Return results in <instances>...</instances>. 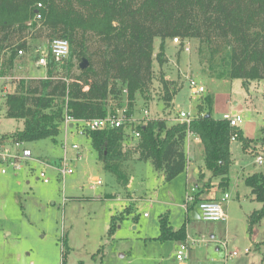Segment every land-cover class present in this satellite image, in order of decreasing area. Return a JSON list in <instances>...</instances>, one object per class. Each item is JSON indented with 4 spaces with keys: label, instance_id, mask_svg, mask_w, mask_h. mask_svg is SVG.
<instances>
[{
    "label": "rangeland",
    "instance_id": "obj_1",
    "mask_svg": "<svg viewBox=\"0 0 264 264\" xmlns=\"http://www.w3.org/2000/svg\"><path fill=\"white\" fill-rule=\"evenodd\" d=\"M32 23L39 26L36 18L29 20L27 25ZM50 41L51 38L37 32L27 39L29 49L22 55L17 54L11 64L0 58V136L22 130L23 121L6 117L4 99L7 94L14 93L20 79L46 76V68L36 64L39 57L36 50L45 52ZM160 43L159 38L154 39L153 56L158 53ZM184 45L188 52L183 51ZM164 52L168 61L163 67L154 61L149 96L144 99L137 94L130 123L128 121L125 125L126 132L132 133L136 126L147 121L145 118L168 117L165 120L168 125L182 123L181 111L197 116L196 105L205 96L212 95L215 119L222 118L223 114L239 115L243 137L264 138V80L250 81L245 85L227 75L219 76L223 70L220 55L210 53L196 40L176 45L169 39L165 42ZM210 65L212 73L208 68ZM73 72L78 73L75 68ZM162 78L168 81L170 90L179 89L170 104L163 101ZM190 80L203 86L204 93L194 94L189 86ZM126 109L123 94L113 113L124 115ZM81 126L64 127L55 141L43 139L25 143L24 147L31 152L28 161L18 170L8 167L6 174L0 173V264H63V260L65 264H178L172 248L174 241L154 239L159 235L161 215L168 216L174 229L185 225L190 237L187 251H192L191 264H206L195 260L197 249L204 247L206 240L212 254L208 259L210 264L217 263L212 259H217L218 264H264V218L251 235L247 217L260 209V203L249 195V188L242 178L264 172L262 147L253 145L263 159L258 165L255 154L243 152L240 140L231 141L233 154L228 193L232 198L226 205L227 225L193 219L183 206L187 193L192 195L194 192V197L198 195L194 186L186 187L184 175L166 183L161 172L156 171L149 161H134L129 166L127 191L137 203L135 208L127 209L133 212L125 216L124 213L128 212L123 213V208L128 202L113 197L115 190L120 192L121 187L113 174L102 168L89 136L79 132ZM135 140L125 141L135 144ZM73 145L78 146L79 157H76ZM65 159L72 174L61 176L57 168ZM198 167L211 177L204 169L201 156L190 165L194 172ZM41 172H44L47 183L40 178ZM97 180H101V186L90 188ZM204 182L202 194L210 188V183ZM105 194L108 195L106 199ZM112 217L116 225L110 235ZM210 235L214 236L213 240H209ZM223 241L228 245V252L239 254L237 259L225 261L223 248L215 252ZM246 249L249 252L245 255Z\"/></svg>",
    "mask_w": 264,
    "mask_h": 264
},
{
    "label": "trees",
    "instance_id": "obj_2",
    "mask_svg": "<svg viewBox=\"0 0 264 264\" xmlns=\"http://www.w3.org/2000/svg\"><path fill=\"white\" fill-rule=\"evenodd\" d=\"M36 14L39 26L27 25ZM37 32L51 40H67L69 56L60 65L49 58L45 77L20 79L14 93L5 96L6 117L23 121V128L1 135L0 141H55L64 128L65 116L82 124L115 115L114 106L120 105L124 94L126 120L121 127L89 130L85 124L81 126L102 168L120 184L125 185L126 178L119 164L133 156L151 162L166 183L185 172L188 133L199 139L204 167L212 178L219 179L220 187L229 182L233 134L245 152L258 157L253 145L264 149V138H245L239 127L213 117L212 95L196 105L198 115L189 124L168 125L165 120L150 119L132 133L125 127L137 94L144 99L149 96L154 61L159 67L167 63L164 46L169 39H178L179 44L196 40L210 53L217 52L223 69L219 76L227 75L245 85L264 80V0H0V58H5V63L11 64L19 50H28L27 39ZM155 38L161 43L153 56ZM83 59L88 67L81 70ZM208 68L212 73V65ZM160 81L163 101L170 104L179 89L170 90L166 79ZM132 138H136L135 144L123 152V143ZM244 184L261 205L247 217L251 234L264 218V172L247 176ZM201 194L194 197L188 211L207 201L199 198ZM115 225L112 217L110 235ZM185 238L184 224L174 230L168 216L159 217L156 240L183 243Z\"/></svg>",
    "mask_w": 264,
    "mask_h": 264
},
{
    "label": "built area",
    "instance_id": "obj_3",
    "mask_svg": "<svg viewBox=\"0 0 264 264\" xmlns=\"http://www.w3.org/2000/svg\"><path fill=\"white\" fill-rule=\"evenodd\" d=\"M38 7H40V4H38ZM37 20L40 19V16L36 14L35 17ZM174 44L178 45L180 41L178 39L172 40ZM184 51L188 52V48L184 46ZM70 52L69 43L65 39H53L50 41L47 50L45 52H41L40 50H36V53L39 54V57L37 59L36 64L39 67L46 68L48 59L51 58L53 62L57 65L62 64L64 61L67 60ZM18 55H22V51L17 52ZM189 86L192 89V92L194 94H202L204 93L205 89L203 86H198L197 83L193 80H190ZM179 118L182 122H185L187 124L190 123V121L194 118L192 113L190 112H180ZM223 120H226L229 123L230 127L238 128L242 124V118L239 115H227L224 114L222 116ZM125 117L123 114L121 115H110L104 119H94L89 122L82 123V125H86L89 130H97V129H104L107 127L111 128H119L121 127L125 122ZM75 123H81V122H75L73 121L69 116H65L63 125L65 129L68 128V124L75 125ZM81 134H83V130L80 127ZM135 137H138V132L134 133ZM237 135L233 134L231 137V141L236 140ZM23 142H14V141H0V173L6 174L7 168L10 167L12 169H20L22 166V163L25 161H28V159L31 157V152L29 149L24 147ZM74 150H79L78 146L73 145ZM41 163V162H40ZM256 163L258 165H261L263 163V159L261 156H258L256 158ZM42 164V163H41ZM44 166V164H42ZM45 166H47L45 164ZM57 171L61 176H67L72 174V170L68 168L67 160L65 159L63 164H60L57 168ZM40 178L43 179L44 183H47L48 181L45 179L44 172L40 173ZM101 180H97L92 184L90 188H96V186L101 185ZM227 196L225 195L224 199H226ZM223 199V200H224ZM194 201V196L188 195L186 197V205L185 210L188 209V205H191ZM196 210L198 212V215L200 219L204 222H219V223H226L227 222V215L225 211L223 210L222 204L220 201H214V200H207V201H201L198 202L196 205ZM225 248V244H222ZM187 247L188 245L186 242L179 243L177 252H176V259L178 261H183L186 258L187 253ZM226 249V248H225ZM248 250L246 249L244 253H247ZM237 256L236 252H232L230 254H226V257L234 258Z\"/></svg>",
    "mask_w": 264,
    "mask_h": 264
},
{
    "label": "crops",
    "instance_id": "obj_4",
    "mask_svg": "<svg viewBox=\"0 0 264 264\" xmlns=\"http://www.w3.org/2000/svg\"><path fill=\"white\" fill-rule=\"evenodd\" d=\"M167 58V57H166ZM167 61H168V59H167ZM41 78H43V77H41ZM172 103V102H171ZM181 112H183V111H181ZM224 115V114H223ZM168 118V117H167ZM167 118L165 119V118H155V119H162V120H167ZM150 119H152V118H150ZM135 120V119H134ZM144 120V119H143ZM145 120H148V118H145ZM71 128H73V125H71V124H68V128L67 129H71ZM242 132V131H241ZM127 140H129V139H127ZM134 145V143L132 144V143H130V142H128V141H125L124 143H123V152L124 151H126L127 149H131L132 148V146ZM231 147V146H230ZM257 148H258V146H257ZM74 150V149H73ZM243 150V149H242ZM74 151H76L77 153H76V157H79V154H80V151L79 150H74ZM256 151H258L257 149H256ZM185 152H186V155H187V168H186V170H185V172H183L182 174H180L179 176H182V175H184L185 176V185H186V187L188 186V185H193L194 186V189H195V194H199V193H202V189H201V187L203 186V185H205V184H203V183H205L204 181H208L209 183H210V188L208 189H206L207 190V192L206 193H203V194H201L200 196H199V198L200 199H207V200H214V201H220L221 202V204H222V207H223V210L225 211V213L227 212V204L229 203V201L231 200V198H232V196H231V194L230 193H228V188H230L229 187V184H230V181L228 182V185L227 186H225V187H220L219 186V179H217V178H212V177H207L206 176V174L204 173V170L202 169V167H198V170H197V172H194V171H191V169H190V165H192L193 163H195V158L196 157H199V156H201V158H202V163L204 164V157H203V147H202V145H201V143H200V141H199V139L193 134V133H188V135H187V138H186V142H185ZM243 152H245L244 150H243ZM246 152H249L248 150L246 151ZM230 153H231V159H232V154H233V152H232V150H231V148H230ZM97 154V153H96ZM98 157V156H97ZM134 161H139V160H137L136 159V157L135 156H133L131 159H127V160H125V161H123V162H121L120 164H119V169H120V171H121V173L125 176V178H126V183H125V185H123V184H120L119 183V181H117V179H116V181H117V184L121 187V191L119 192V191H117V190H115V192H114V194H113V197H115V198H117V199H119V200H121V201H126V202H128V205L127 206H125L124 208H123V213H124V211H127L128 212V214L127 213H124V215L125 216H128L130 213H132L133 212V210H131V211H129V210H127L128 208H130V207H134L135 208V205H136V203L137 202H135V200L136 199H134L133 197V195L130 193V192H128L127 191V187H128V185H129V181H130V177H129V175H128V169H129V166L131 165V163L132 162H134ZM204 169H205V167H204ZM243 169V168H242ZM194 172V173H193ZM229 172H230V169H229ZM242 172H243V170H242ZM241 172V176L243 175V173ZM162 174V173H161ZM251 174H254V173H251ZM251 174H247V176H249V175H251ZM114 176V175H113ZM179 176H177L176 178H179ZM229 176V175H228ZM247 176H242V178H243V181L245 180V178L247 177ZM115 177V176H114ZM164 180V179H163ZM98 186H101V185H98ZM97 187V186H96ZM193 194H194V192H192V196H193ZM189 194L187 193V195H186V197L188 196ZM225 195L227 196V198L226 199H224V197H225ZM238 195V194H237ZM249 195L251 196V193H250V189H249ZM105 199L108 197V195L107 194H105L104 196H103ZM245 197H247V196H245ZM252 197V196H251ZM224 199V200H223ZM186 202V201H185ZM133 205V206H132ZM186 205V204H185ZM185 205L183 206V208H184V210H185ZM261 206V205H260ZM191 208V205H188V209H190ZM188 209L187 210H185L188 214H189V212L191 213V216H192V212H193V210L194 209H196V207H194V209L193 210H190V211H188ZM226 215H227V213H226ZM146 216V214H144V217ZM193 218V217H192ZM193 219H195V220H200V221H202L201 219H200V217L198 218V219H196V218H193ZM202 222H204V221H202ZM169 223H170V220H169ZM227 223H228V218H227V222L226 223H224V225H227ZM170 225H171V223H170ZM133 226V225H132ZM171 227H172V225H171ZM133 228H135V227H133ZM173 228V227H172ZM174 229V228H173ZM174 230H177V229H174ZM254 229H253V231H252V233H251V235L254 233ZM158 237V236H157ZM157 237H155L154 239H156ZM188 238H190L189 237V234H187L186 233V238H185V241L184 242H186V244L187 245H189V243H188ZM214 239V236L213 235H210L209 236V240H213ZM179 243L180 242H176V241H174V247H172V248H174V251H175V253L177 252V249H178V246H179ZM192 243L194 244V242H193V240H192ZM191 243V244H192ZM207 240L205 241V242H203V246L204 247H200V248H198L197 249V253H196V256H195V260H196V262L197 263H209V258L212 256V254L209 252V249H208V247H207ZM217 243V242H216ZM225 244L226 246H225V248L223 247V245L222 244ZM197 244H199L198 242H197ZM222 248L224 249V251H225V261H233L234 259H237L238 257H239V254L237 253V256L236 257H234V258H229V257H226V254L228 253V254H230V253H232V252H228V245H227V243L226 242H220V246L218 245L217 247H216V249H215V252H220V250H222ZM248 252H249V250H248ZM248 252L247 253H244L245 255L246 254H248ZM188 259H189V263L188 264H191V261H192V251H191V249H190V251H189V253H188V251H187V253H186V258L183 260V261H178L176 258H175V260L178 262V264H186V262L188 261ZM211 261H213V262H217L216 264H218V260L217 259H212ZM210 264V263H209ZM224 264H227V262H224Z\"/></svg>",
    "mask_w": 264,
    "mask_h": 264
},
{
    "label": "water",
    "instance_id": "obj_5",
    "mask_svg": "<svg viewBox=\"0 0 264 264\" xmlns=\"http://www.w3.org/2000/svg\"><path fill=\"white\" fill-rule=\"evenodd\" d=\"M87 67H88V62H87L85 59H83V60L81 61V63L79 64V68H80L81 70H84V69H86ZM206 116L209 117V115H206ZM192 217H193V218H196V219L199 218V215H198V212H197L196 209L193 210V212H192Z\"/></svg>",
    "mask_w": 264,
    "mask_h": 264
}]
</instances>
